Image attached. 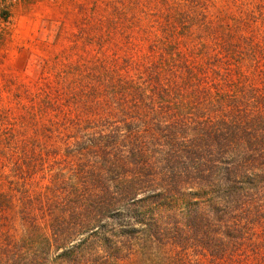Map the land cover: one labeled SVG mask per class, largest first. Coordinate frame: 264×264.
I'll list each match as a JSON object with an SVG mask.
<instances>
[{"label": "trees", "instance_id": "1", "mask_svg": "<svg viewBox=\"0 0 264 264\" xmlns=\"http://www.w3.org/2000/svg\"><path fill=\"white\" fill-rule=\"evenodd\" d=\"M157 16L149 51L90 41L32 136L2 123L0 264H264V37Z\"/></svg>", "mask_w": 264, "mask_h": 264}, {"label": "rangeland", "instance_id": "2", "mask_svg": "<svg viewBox=\"0 0 264 264\" xmlns=\"http://www.w3.org/2000/svg\"><path fill=\"white\" fill-rule=\"evenodd\" d=\"M166 10H178L189 22L195 20L191 27L195 35H207L205 24L242 22L258 29L255 34L260 40L264 37V0H0V133L7 119H13L17 127L30 126L28 136L34 134L35 123L39 126L48 120L46 92L52 86L53 98L59 95L54 88L60 74L67 73L68 80L79 75L72 70L75 64L97 52L90 41L132 38L134 44L149 51L147 38L154 36H147L146 31L161 36L156 30L165 19L157 15ZM178 32L186 36L187 31L179 28ZM2 150L0 143V170L10 162ZM258 233L254 250L260 254L264 241L260 242L263 238ZM148 254L140 259L143 262L135 257L124 264H210L201 257L184 261L176 254L164 263L159 259L163 254Z\"/></svg>", "mask_w": 264, "mask_h": 264}]
</instances>
